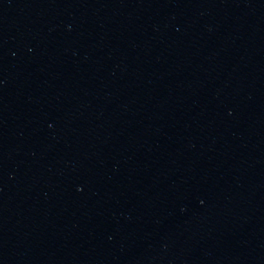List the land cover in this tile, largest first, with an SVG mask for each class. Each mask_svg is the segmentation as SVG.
<instances>
[{
	"label": "water",
	"instance_id": "obj_1",
	"mask_svg": "<svg viewBox=\"0 0 264 264\" xmlns=\"http://www.w3.org/2000/svg\"><path fill=\"white\" fill-rule=\"evenodd\" d=\"M0 264H264V0H0Z\"/></svg>",
	"mask_w": 264,
	"mask_h": 264
}]
</instances>
